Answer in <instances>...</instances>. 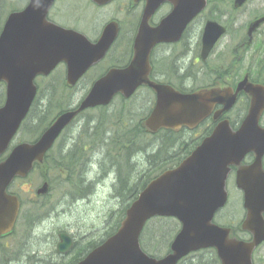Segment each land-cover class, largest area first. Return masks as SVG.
<instances>
[{"label": "water", "instance_id": "1", "mask_svg": "<svg viewBox=\"0 0 264 264\" xmlns=\"http://www.w3.org/2000/svg\"><path fill=\"white\" fill-rule=\"evenodd\" d=\"M91 1L104 5L112 0ZM244 1L235 0V6ZM54 2L28 0L21 10L7 15L1 28L0 82L5 85V97L0 106V156L7 151L29 112L37 93L36 77L47 76L59 63H64L65 83L74 86L104 57L118 35L116 21L107 23L95 42L73 29L53 23L47 15ZM164 2L171 3V13L160 25L149 26L150 16ZM205 3V0H145L128 64L109 68L92 83L75 107L59 113L36 140L20 142L11 148L0 161V236L11 232L20 208L18 197L8 191L10 185L16 178L26 177L34 163L43 162L45 153L80 112L108 105L117 94L129 98L137 88L146 85L153 90L155 103L143 126L148 132L155 133L160 129H193L209 115L215 101L225 103L224 109L232 105L234 95L225 101L224 91L219 89L182 93L149 78L151 48L157 42L175 40L166 32L167 27L179 24V33L173 38L179 37L184 26ZM222 32L216 23L206 24L202 35V58ZM253 115L250 109L244 125L235 132L230 130L227 122L219 123L176 166L151 179L126 208L115 233L75 264H177L187 254L209 247L216 250L220 264H252L254 248L264 241V198L261 199L264 187L242 185L246 209L242 227L252 234L251 240L230 237L228 228L218 226L212 220L227 200L225 179L229 165L237 164L245 152L253 148V141L245 139L252 135L253 126L249 120ZM258 132L262 135L258 141L261 154L264 152V129ZM248 170L243 169V173ZM47 190V182H43L36 194H45ZM156 216L173 217L180 223L169 252L159 258L145 253L139 243L144 225ZM58 239L57 252L66 254L72 246L71 237L60 233Z\"/></svg>", "mask_w": 264, "mask_h": 264}, {"label": "flooded vegetation", "instance_id": "2", "mask_svg": "<svg viewBox=\"0 0 264 264\" xmlns=\"http://www.w3.org/2000/svg\"><path fill=\"white\" fill-rule=\"evenodd\" d=\"M250 2L251 0H245L242 4L235 6V0H206L205 8L184 26L179 37L173 38L179 33V24L166 28V32L175 40L157 42L151 48L149 58L151 66L149 76L157 84L171 86L182 93L201 89H219L224 91L225 101L234 95V102L229 108L224 109L225 103L215 101L209 115L196 127L188 130L199 142L208 137L221 122H227L233 132L239 130L244 125L250 109L253 110L254 115L249 123L254 128L251 127L252 135L245 138L253 141V148L245 152L237 164L229 165L225 179L227 200L213 217L215 224L229 229L231 237L244 241L251 240L252 234L242 227L246 217L242 185L250 184L253 188L264 187V152L259 154L261 145L258 143L262 139L258 130L264 129V4L253 8L248 12L246 20H243L244 9ZM144 7L145 0L137 2L127 0L125 3V13L134 18L131 22L134 21L135 24L133 29L126 33L129 38L127 44L129 53L127 60L120 67L126 66L132 57L133 40ZM172 8L169 2L161 4L150 16L149 25L152 27L160 25L171 13ZM112 20L114 19L108 22ZM117 22L118 37L105 56L91 66L83 77L104 62L107 55L114 56L119 52L117 44L122 26L119 20ZM208 22L216 23L223 32L208 54L202 58V35ZM104 26L95 39H90L91 41L95 42L99 38ZM142 88L150 90L154 104L153 90L148 86H142ZM255 122L256 125H254ZM248 168L252 169L249 171ZM243 169L248 171L243 173ZM232 190L241 208V214L238 216L234 214L232 208H229ZM262 217L264 218V212ZM256 251L257 248L252 253V264H264L257 259ZM218 264H220L219 260Z\"/></svg>", "mask_w": 264, "mask_h": 264}, {"label": "trees", "instance_id": "3", "mask_svg": "<svg viewBox=\"0 0 264 264\" xmlns=\"http://www.w3.org/2000/svg\"><path fill=\"white\" fill-rule=\"evenodd\" d=\"M6 1L15 3L17 0H0V31L4 22L1 9ZM19 8L21 6L16 7L11 4L9 11ZM56 72L47 77H38L35 80L38 93L20 128V137L26 141L35 140L56 114L72 105L70 98L73 88L66 86L61 71L59 73L62 74V77L59 76L57 82L54 77ZM143 90L146 97L148 95L152 97L149 89L143 88ZM43 93L46 94L42 96ZM3 100L4 90L0 93V105ZM41 101L43 102L42 109L39 111V115L35 117L33 115L34 110ZM113 102L114 100L109 105L86 110L96 112L94 117L86 119L81 131L76 135L66 138L64 131L54 147L47 152L43 162L35 165L41 178L47 181L50 187L58 182V179L54 180L51 175L61 178V182H58V184L62 186L64 191L60 198L67 196L73 201L88 197L96 186V179L94 181L88 179L91 164H96V174L99 175L97 181L101 178L105 179L107 175L113 173L115 182L113 193L121 199V208L115 217H113L114 211L109 212L104 236L111 235L117 229L120 219L124 216L125 209L153 177L162 170L177 165L199 142L198 139L192 137L186 128L179 130L160 129L155 133L148 132L143 126V121L151 109L153 97L148 101L146 114L141 113L142 115L135 108L128 109L132 103L129 99L119 97V102L112 108ZM118 107H120L119 110ZM34 120L37 122H34ZM139 154L144 155L147 168L136 172L135 164L131 159ZM15 194L21 202L18 223L23 226L24 231H30L42 211V209L39 210L41 204L35 203L30 210H24L21 196L18 192ZM179 226L178 221L172 217H154L150 219L140 236L142 249L148 254L158 257L159 255L155 251L153 253L149 251L150 248L158 251L152 245L154 240L156 242L157 238L155 239V237H158L160 233L170 234L169 246ZM147 232L152 234L149 244L145 242ZM102 240L103 238L98 242L92 240L84 246L74 245L66 258L63 257L61 261L56 263L46 262L44 264H74ZM4 249L0 246V256H3ZM189 256L194 258L190 264H218L213 249H203ZM16 261L18 262V260ZM12 263L13 261L7 260V257H0V264Z\"/></svg>", "mask_w": 264, "mask_h": 264}, {"label": "rangeland", "instance_id": "4", "mask_svg": "<svg viewBox=\"0 0 264 264\" xmlns=\"http://www.w3.org/2000/svg\"><path fill=\"white\" fill-rule=\"evenodd\" d=\"M27 0H17L15 3H9L6 1L1 9L2 19L6 17L9 12V7L13 6L23 8ZM127 0H117L104 7L98 6L90 2L89 0H56L49 11L48 18L53 20L63 27H72L79 33L84 34L89 39H95L100 33V30L111 19H116L121 22V33L117 46L119 47L120 55H110L107 60L103 62L98 68L90 71L85 77H83L79 83L72 89L71 103L72 106L76 105L84 96L89 88L91 81L99 75L106 67L108 68L113 61H126L128 57V43L129 38L126 34L130 29H133L135 22H131L133 17L127 16L125 13V3ZM260 4H264V0H251L250 3L244 9L245 15L243 20H246L248 12ZM137 23V22H136ZM136 26V25H135ZM198 29V26H195ZM126 38V41H124ZM124 46V48H123ZM123 50V51H122ZM123 62V63H124ZM56 73L54 74L57 82L59 76L63 72L65 75V67L59 65L56 67ZM102 73V72H101ZM100 73V74H101ZM47 84L49 82H46ZM4 90V85H0V93ZM46 93H43L44 96ZM149 96V95H148ZM145 96L144 90H139L131 99L132 103L128 109H136L137 112H147L148 101L151 100ZM42 100V99H41ZM119 102L117 97L112 108ZM153 102L151 103L152 106ZM43 102L36 106L33 115L37 117L39 111H41ZM120 107H118V110ZM96 112L86 111L84 114L78 116L73 124L65 130V137L76 135L81 131L86 119L94 117ZM34 117V118H35ZM33 120V119H32ZM34 122H37L34 120ZM26 134V133H25ZM24 134V135H25ZM19 131L14 139V143L26 141L20 137ZM188 136V134H186ZM24 137V136H23ZM23 139V140H22ZM131 161L135 164L134 168L136 172L143 171L147 168V163L144 155H136ZM97 173L96 164H91L88 171V179H96V186L88 197L83 199H77L74 201L68 198H62V186L58 184L61 182V178L56 175H51L54 180L58 179L57 184H52L50 190L43 194L37 195L35 190L42 184V178L39 171L35 169L26 180H16L10 191L15 192L21 196L22 207L24 210H30L35 203L41 204L39 210L42 209L39 217L32 225L30 231H24L23 226L19 223L16 224L14 231L7 237L0 239V246L5 248L3 256L7 257V260L13 261L12 264H44L46 262L56 263L63 259L55 252L56 244L58 242V233L65 232L72 237L77 246H84L89 241H100L104 238V230L106 228V221L110 211H114V216L118 215V211L121 208V199L117 198L113 193L114 175L109 174L101 180L97 181L99 175ZM234 214L238 216L241 214V208L239 202L236 199L235 192L231 191L230 205ZM152 236L151 232H147L145 242L149 244V239ZM170 234L160 233L158 237H155L152 245L154 248H150L149 251L156 252L157 255L162 256L168 252V244ZM67 256H65L66 258ZM256 257L258 260L264 262V243H262L256 251ZM194 258L190 256L182 260L179 264H190ZM18 260V262L16 261Z\"/></svg>", "mask_w": 264, "mask_h": 264}, {"label": "bare ground", "instance_id": "5", "mask_svg": "<svg viewBox=\"0 0 264 264\" xmlns=\"http://www.w3.org/2000/svg\"><path fill=\"white\" fill-rule=\"evenodd\" d=\"M47 185H48V190H50V186H49L48 183H47ZM47 192H48V191H47ZM65 197L68 198L69 200H71V199H70L69 197H67V196H62V198H65ZM62 198H58V199L60 200V199H62ZM71 201H73V200H71Z\"/></svg>", "mask_w": 264, "mask_h": 264}]
</instances>
